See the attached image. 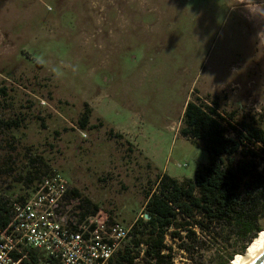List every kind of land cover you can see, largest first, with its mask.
I'll list each match as a JSON object with an SVG mask.
<instances>
[{"label":"rangeland","instance_id":"1","mask_svg":"<svg viewBox=\"0 0 264 264\" xmlns=\"http://www.w3.org/2000/svg\"><path fill=\"white\" fill-rule=\"evenodd\" d=\"M58 1L0 0V122L18 123L0 126V195L31 194L39 182L8 169L38 157L129 228L160 176L193 179L209 164L180 134L188 102L264 126V18L241 0ZM175 252V264H190Z\"/></svg>","mask_w":264,"mask_h":264},{"label":"trees","instance_id":"2","mask_svg":"<svg viewBox=\"0 0 264 264\" xmlns=\"http://www.w3.org/2000/svg\"><path fill=\"white\" fill-rule=\"evenodd\" d=\"M0 93L5 94V89ZM235 117L232 113L228 120L217 104L209 105L201 98L188 102L180 134L208 152L209 164L193 179L160 176L155 191L147 192L144 214L150 219L139 217L133 222L127 241L108 264H175V249L185 253L190 264H208L195 261L208 246L226 252L219 256V250L210 264H231L234 255L242 253L264 231V169H260L264 163V126L253 116L240 121ZM89 119V114L83 116L82 129ZM17 125L14 121L0 122L7 129ZM25 165L19 173L8 169L20 184L32 185L49 174V166L41 158H28ZM29 190L25 192L29 194ZM72 194L71 199H79L76 208L81 214L105 213L76 190ZM9 218L8 199L0 195V229ZM231 241L239 242L238 250L223 247ZM21 256L22 264H34V256Z\"/></svg>","mask_w":264,"mask_h":264},{"label":"built area","instance_id":"3","mask_svg":"<svg viewBox=\"0 0 264 264\" xmlns=\"http://www.w3.org/2000/svg\"><path fill=\"white\" fill-rule=\"evenodd\" d=\"M60 173L47 174L29 194L8 198L10 218L0 229V264H108L123 247L124 228L103 212L83 215ZM144 217V214L141 215Z\"/></svg>","mask_w":264,"mask_h":264},{"label":"clouds","instance_id":"4","mask_svg":"<svg viewBox=\"0 0 264 264\" xmlns=\"http://www.w3.org/2000/svg\"><path fill=\"white\" fill-rule=\"evenodd\" d=\"M241 4L245 6L246 10L253 17L264 18V16L260 14L261 12H264V0H251V5L249 0H241ZM252 7H256L260 9V11L253 12ZM261 233H264V231L258 233L256 238L248 243L247 247L242 253L237 252L234 255L231 264H233V261H236L237 258L238 264H258V262L264 258V238H262Z\"/></svg>","mask_w":264,"mask_h":264},{"label":"flooded vegetation","instance_id":"5","mask_svg":"<svg viewBox=\"0 0 264 264\" xmlns=\"http://www.w3.org/2000/svg\"><path fill=\"white\" fill-rule=\"evenodd\" d=\"M66 1H67V0H59L57 5H58V6H60V5H64V4L66 3ZM63 2H64V3H63ZM67 11H71V13L74 15V13L76 12V9L73 10V8H69ZM131 48H132V47H128L129 51H131Z\"/></svg>","mask_w":264,"mask_h":264},{"label":"water","instance_id":"6","mask_svg":"<svg viewBox=\"0 0 264 264\" xmlns=\"http://www.w3.org/2000/svg\"><path fill=\"white\" fill-rule=\"evenodd\" d=\"M144 218L147 220L150 219L148 214H144ZM258 264H264V258H262L261 261L258 262Z\"/></svg>","mask_w":264,"mask_h":264},{"label":"bare ground","instance_id":"7","mask_svg":"<svg viewBox=\"0 0 264 264\" xmlns=\"http://www.w3.org/2000/svg\"><path fill=\"white\" fill-rule=\"evenodd\" d=\"M261 236H262V238H264V233H261ZM234 264H238V258H237V260L234 262Z\"/></svg>","mask_w":264,"mask_h":264}]
</instances>
